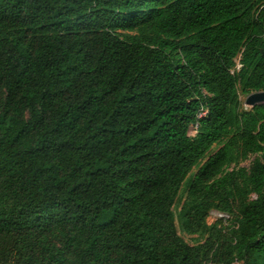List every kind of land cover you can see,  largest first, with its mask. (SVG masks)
Here are the masks:
<instances>
[{"label": "trees", "instance_id": "obj_1", "mask_svg": "<svg viewBox=\"0 0 264 264\" xmlns=\"http://www.w3.org/2000/svg\"><path fill=\"white\" fill-rule=\"evenodd\" d=\"M261 48L264 0H0V264H264Z\"/></svg>", "mask_w": 264, "mask_h": 264}, {"label": "rangeland", "instance_id": "obj_2", "mask_svg": "<svg viewBox=\"0 0 264 264\" xmlns=\"http://www.w3.org/2000/svg\"><path fill=\"white\" fill-rule=\"evenodd\" d=\"M246 97H247V94H245L244 92H242L241 90H239V98H240V101L242 102L243 106L247 109H250L251 106L249 105H246L245 104V100H246ZM206 112H203V114H205ZM196 132L195 128H191L190 129V134L194 135ZM258 154H250L246 159H241L237 166H245V167H249L250 164L252 163V161L255 159V157L257 156ZM233 167H236L235 164H232L228 167V169L230 170L231 168ZM213 211V210H212ZM216 218V215L215 213H212L210 212L209 216H208V222H212L214 219ZM236 264H242V262H237Z\"/></svg>", "mask_w": 264, "mask_h": 264}, {"label": "water", "instance_id": "obj_3", "mask_svg": "<svg viewBox=\"0 0 264 264\" xmlns=\"http://www.w3.org/2000/svg\"><path fill=\"white\" fill-rule=\"evenodd\" d=\"M262 55L264 56V48H261ZM264 103V89L251 92L247 95L245 104L251 107Z\"/></svg>", "mask_w": 264, "mask_h": 264}, {"label": "built area", "instance_id": "obj_4", "mask_svg": "<svg viewBox=\"0 0 264 264\" xmlns=\"http://www.w3.org/2000/svg\"><path fill=\"white\" fill-rule=\"evenodd\" d=\"M241 56H242V54L240 53L239 55H238V57L236 58V66H235V68H236V70H240V68L242 67V62H241ZM234 71V70H233ZM196 126H192V128L194 129ZM254 197H255V195H254ZM212 213H215V215H216V218L215 219H218V218H223V219H225V220H228L231 216H230V214H228V213H224V212H221V211H218V210H213V211H211V214ZM237 263V262H236Z\"/></svg>", "mask_w": 264, "mask_h": 264}]
</instances>
